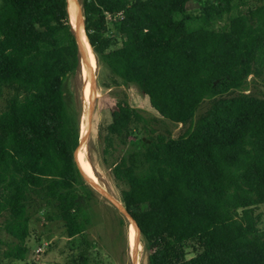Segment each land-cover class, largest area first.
I'll return each instance as SVG.
<instances>
[{
    "label": "trees",
    "instance_id": "trees-1",
    "mask_svg": "<svg viewBox=\"0 0 264 264\" xmlns=\"http://www.w3.org/2000/svg\"><path fill=\"white\" fill-rule=\"evenodd\" d=\"M191 1L81 0L98 64L136 84L163 119L187 124L213 100L184 135L139 142L138 151L121 152L110 168L149 264H264L257 213L264 208V98L227 97L250 77L264 86V5L232 16L234 0H205L195 14L187 10ZM119 14L116 38L108 35L107 17ZM80 70L69 0H0V97L8 93L0 113L4 230L24 243L28 206L45 199L68 237H83L85 256L90 217L77 191L84 182L82 114L67 95ZM130 123L115 112L108 148L127 146ZM194 242L203 248L187 258L185 246ZM25 253L18 247L8 256Z\"/></svg>",
    "mask_w": 264,
    "mask_h": 264
},
{
    "label": "rangeland",
    "instance_id": "rangeland-1",
    "mask_svg": "<svg viewBox=\"0 0 264 264\" xmlns=\"http://www.w3.org/2000/svg\"><path fill=\"white\" fill-rule=\"evenodd\" d=\"M79 1L81 3V0ZM204 3L205 0H193L188 4L187 10L200 14ZM261 5H264V0H234L232 16ZM73 12L71 5L72 25H74L72 15H75ZM228 20V17L225 18L221 24L228 23ZM114 21V18L107 21L110 36L115 35L112 31ZM80 22L84 26L83 16ZM115 37L120 38L117 34ZM81 41L90 62V52L82 38ZM87 71L86 64L81 59V70L70 80L67 95L72 107L81 111L82 114L81 140L83 138L85 140L80 145V166L82 160L86 158L91 166V172L87 175L109 195L102 194L84 179V182L77 186L79 203L90 217L85 237L91 245V250L87 255L81 256L79 248L84 243L83 237L69 238L65 223L55 216L54 206L47 203L45 199L34 198L28 206L30 235L24 243L18 242L4 230L9 214L0 216L1 264H149V253L144 247L143 237L141 234L137 236L132 220L124 212L127 209L110 167L121 152L129 154L138 151L139 142L148 141L158 134L172 138L184 135L193 129L197 121L208 112L213 100H205L191 122L176 124L163 119L152 108L148 96L136 84H125L120 77L110 71L106 64H98L95 59L92 67V73L95 76L93 90L91 89L92 76L89 78L90 83L87 82ZM89 93H93L91 123L88 119L91 104L87 100ZM240 93L264 98V86L260 80L250 77L243 90L232 92L227 97L237 96ZM7 100L8 93L0 97V113L5 110ZM115 112H118L123 119L131 120L127 135L128 144L124 148H119L118 152L108 148L107 141V127L113 122ZM140 117L147 123H144ZM115 142L118 145V141L115 140ZM83 149L87 152L86 155ZM106 149L113 151V154L107 153ZM257 213L262 214L259 228L264 231V208H259ZM136 236L138 248L140 246L138 252L135 251ZM18 247L26 249L22 259L13 255L8 256V253H16ZM202 248V244L196 242L185 246L187 258H191L194 252Z\"/></svg>",
    "mask_w": 264,
    "mask_h": 264
},
{
    "label": "water",
    "instance_id": "water-1",
    "mask_svg": "<svg viewBox=\"0 0 264 264\" xmlns=\"http://www.w3.org/2000/svg\"><path fill=\"white\" fill-rule=\"evenodd\" d=\"M70 2V0H69ZM76 7H77V22H79L83 16V7L80 3L79 0H76ZM74 27V26H73ZM74 31H75V35H76V39H77V42H78V46H79V50H80V55H81V59L83 60V62L86 64V67L87 69L90 71V73L92 72L91 71V65H90V62H89V59L88 57L86 56V53H85V50H84V46L82 44V41H81V36H80V32L79 30L77 29V27H74ZM92 77H91V89L93 90L94 87H95V76L93 73H91ZM90 110H89V113H88V119H89V122L91 123V119H92V103H93V100H90ZM85 139L83 138L81 140V143H83ZM79 150V149H78ZM78 150L76 152V160H77V155H78ZM78 162V160H77ZM79 164V163H78ZM79 167H80V170H81V175L83 177L84 180H86L89 184H91L94 188H96L99 192H101L102 194L106 195V196H109L102 188H100L96 182H94L85 172L84 170L82 169V167L80 166L79 164ZM125 214L130 218V220H132V223L136 229V233H137V236L140 234L139 232V229L137 227V223L135 221V219L133 218V216L131 215L130 212H128L127 210L124 211Z\"/></svg>",
    "mask_w": 264,
    "mask_h": 264
},
{
    "label": "bare ground",
    "instance_id": "bare-ground-1",
    "mask_svg": "<svg viewBox=\"0 0 264 264\" xmlns=\"http://www.w3.org/2000/svg\"><path fill=\"white\" fill-rule=\"evenodd\" d=\"M73 6V9H74V12H75V15L73 14H71L72 15V17H73V26L74 27H77V29L79 30V32H80V36H81V38H82V40H83V43H84V45L86 46V48L89 50V52H90V65H91V71H92V67H93V63H94V61H95V59H96V56H95V54H94V52H93V49H92V47H91V45H90V42H89V40H88V38H86L87 37V35H86V32H85V28H84V26L82 25V23L79 21V22H77V12H76V10H77V7H76V3H75V0H70V2H69V12H70V6ZM72 12V11H71ZM73 12V13H74ZM92 73V72H91ZM91 73H90V71L88 70L87 71V78H88V83H90V77H91ZM91 91V90H90ZM91 95H93V93H89V95H88V101H90V100H92V97H91ZM83 152H84V154L86 155L87 154V152L83 149L82 150ZM82 169L84 170V172L86 173V174H88V173H90L91 172V166H90V162L86 159V158H84L83 160H82ZM136 231V230H135ZM134 231V232H135ZM133 232V233H134ZM135 234V233H134ZM137 234V233H136ZM135 238V237H134ZM135 245H136V249H135V251H139L140 250V246H139V248H138V243H137V236H136V238H135ZM134 249V248H133Z\"/></svg>",
    "mask_w": 264,
    "mask_h": 264
},
{
    "label": "built area",
    "instance_id": "built-area-1",
    "mask_svg": "<svg viewBox=\"0 0 264 264\" xmlns=\"http://www.w3.org/2000/svg\"><path fill=\"white\" fill-rule=\"evenodd\" d=\"M112 18H114L115 21L118 20V19H122V14H119V15H117L115 17H112L111 15H108V17H107L108 20H111Z\"/></svg>",
    "mask_w": 264,
    "mask_h": 264
}]
</instances>
